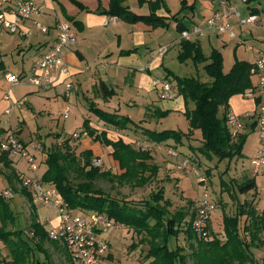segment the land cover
<instances>
[{
  "label": "trees",
  "instance_id": "obj_1",
  "mask_svg": "<svg viewBox=\"0 0 264 264\" xmlns=\"http://www.w3.org/2000/svg\"><path fill=\"white\" fill-rule=\"evenodd\" d=\"M139 1L141 4L147 2ZM162 1H150L151 13L145 16L133 13L125 5V0H110L109 9L105 14L129 23L145 22L154 28L166 27L169 25L166 20L170 17L158 15L161 5L166 7ZM182 4L183 8H187V0H183ZM191 8L194 9L192 6ZM251 11L253 12V9ZM68 18L74 21L73 18ZM174 19H176L177 31L181 34L191 29L178 18V15H175ZM132 52L127 51L126 54ZM178 58L183 63L192 61L197 66L203 64L205 72L211 78L210 82H203L196 77L174 76L171 81L176 95L182 97L186 105L185 115L190 126L187 134L176 130L158 131L141 127L128 115L106 111L98 107L95 102H90L89 109L105 125L118 131L131 128L140 131L145 142L171 147L178 152V157L183 156V159L188 158L193 161L197 160L198 156L208 160L216 157L219 161L242 158L247 135L240 133L233 137L227 116L229 102L233 96L254 90L251 76L253 65L245 61H237L231 71L226 73L223 54L213 49L211 55L207 57L201 43L196 40H180ZM99 92L105 100L116 95V91L104 82L100 83ZM168 114L169 112L166 111L161 116ZM84 129V133L95 142L113 149L112 157L118 162L122 173L112 175L109 171H101L93 167V152L86 150L80 155L76 154L71 137L56 142L52 151L47 147L43 154L46 171L42 174V179L45 183L54 186L71 208L105 214L117 224L142 236L138 244L149 247L145 255L148 264H189V258H193L195 264H264V259H256L253 251L264 245L262 238L264 214L257 210L253 202H244L237 215L224 216V241L213 237L211 241L204 242L197 237L192 228L195 209L191 212L180 210L172 214L169 210L171 202L165 199L164 189L153 194L150 200L133 202L113 198L100 188L98 182L106 179L117 181L119 185L145 187L158 177L160 167L153 162L151 151L138 150L132 142H127L122 137L117 140L110 139L107 132L94 129L90 120H85ZM197 131H200V136L195 137ZM185 139L188 142H184ZM183 147L187 149L186 153L181 150ZM0 160L10 171L7 173V178L10 187L13 188L17 176L11 169L12 162L7 155H0ZM18 182H20L19 177ZM239 189L247 194L256 189V182L254 179H247ZM22 192L32 202L30 192L25 188ZM32 207L34 208L35 205L33 204ZM242 218H245L243 228ZM15 222L16 217L10 203L0 195V240L11 254V261L5 264H42L36 256L37 253L45 256L47 264H54L46 244L53 245L65 256V262L62 264H72L66 246L57 241H50L47 230L37 221L36 216L33 215L32 236L28 239L23 237L22 231L8 230L9 224ZM182 232L186 234V240L189 242V249L192 251L190 255L184 254L183 247L177 246L176 249L170 247V241L177 239ZM137 246L134 244L132 249L136 250Z\"/></svg>",
  "mask_w": 264,
  "mask_h": 264
},
{
  "label": "rangeland",
  "instance_id": "obj_2",
  "mask_svg": "<svg viewBox=\"0 0 264 264\" xmlns=\"http://www.w3.org/2000/svg\"><path fill=\"white\" fill-rule=\"evenodd\" d=\"M32 1L39 6L44 5V10L54 14V16L62 15L60 5L52 3V0ZM182 1L183 0L162 1L166 2L167 8L170 10L167 11L163 4L158 10V15L170 17L166 20L169 22V25L166 27L154 28L145 22L129 23L121 20L122 23L126 25V33H123V46L125 49L137 48V57H145V54L149 49H155L161 44L172 45L169 52L165 56L163 63L157 66L155 72L151 75L152 80H164L166 71L169 69L172 72L170 74L172 79L174 76L182 78L196 77L203 82H210L211 78L205 72L203 64L197 66L192 61L183 63L178 58L180 52L178 41L181 40V33L177 31L176 19H174V16L178 15L179 19L183 20L186 25L193 28L195 25L193 23V18L191 19V15L194 14L195 24L202 29L205 28L202 25V22L206 21L205 19L208 17V13L202 5V0H188L187 8H183L184 5L182 4ZM65 3L68 7L73 6L70 2L66 1ZM191 6L196 9L191 8ZM62 20H64V17H62ZM110 28L111 27L106 28L109 35H111ZM205 36L206 34L203 33L202 36L197 38L203 45L202 48L204 54L209 57L214 47L210 44L207 38H204ZM80 37L81 36L79 35V38ZM37 38V36H34L25 39L19 37L18 35H3L0 42V55H3L2 58L6 64V70L10 71L12 74H18L23 70L27 72L26 74L31 73L34 65L32 56L35 54V43L38 40ZM39 39L42 40L43 37ZM27 41L34 44L33 48H30V44H27ZM18 42H21V48L23 50L18 49ZM88 61L90 66L95 67V65L99 64L98 62L100 60H98L97 57L95 59L90 57ZM97 67L99 68L100 65L95 68ZM4 70V68H0V103H7L9 105L12 104V101L5 99L7 93L10 94L11 99L14 97L18 101H24V99L27 101L22 110L17 107H14L13 109V123L14 120L16 121L15 124H13L15 128H18L19 121L25 123L23 135L24 139L28 136L30 139H48L47 143H50L51 146L47 147H50L49 150L52 151L56 146L55 141L59 136L57 134H65L68 135V138H70L75 133H83L85 131V120H90L91 122L95 121V126L99 127L97 131L107 132V134H110L111 138L114 140H117L122 136L124 140L132 142L136 149L138 143H141L142 145L145 144L142 136L143 134L141 132L134 131L133 128L126 130L125 132L118 131L114 128H109L98 120L94 112L89 109V104L90 102H95L98 104V107L102 108V101H99L98 103L97 97L94 95L95 92L90 93V97L89 95L88 97H84V94L87 95L85 85L82 86L83 89H81L79 95L76 94L77 91H74L70 96L66 95V85L58 88L57 90L51 89L48 91L38 90L30 85H18L12 87L10 83L4 79ZM254 81H256V79H254ZM131 84L132 80L128 81L125 89H119L116 101L121 105L122 114L130 115L136 121H140L141 118L139 108L130 105V96L135 94L134 90H130ZM9 87H12V89L10 90ZM89 88L92 90V87ZM146 91L148 92L150 98L157 101L158 105L162 109L169 112L167 116H160L163 120L160 122V126L158 127L150 125L151 122L148 120L157 121L161 118L150 112L145 113L144 117L146 118L145 120H147V123H145L146 126L149 125V127L158 131L176 130L187 134L189 132V127L185 115L186 105L184 99L176 95V99L174 101H158L157 90L153 89L151 80L149 86L146 88ZM240 95L244 96V94ZM66 109H70V118L67 120L63 118V112ZM20 128H22V125H20ZM197 135H200V131ZM87 137L89 136L87 135ZM84 139L86 140L87 138H84L82 134L78 141L75 140L72 142L74 144L73 147L75 148L76 154L78 155H80V151L85 148ZM246 143L249 148L256 146V133L250 134L248 142L246 141ZM249 148L246 147L245 151L248 156H250L248 158L243 155L242 158L236 157L233 160L219 161L216 157H214L213 160H208L204 157L198 156L197 160H193V164L196 166V171L198 170L200 172L201 177L197 176L194 171L189 173L180 172L177 167L182 159L178 160V158H176V160L173 161L174 158L164 153V149L160 151L159 149H154L152 153L154 152L155 162L159 165L165 164L166 166L167 164L170 168L169 170H165V172H160L158 177L145 187H134L129 184L119 185L117 181L114 182L108 179L99 181L98 185L113 198L133 202L150 200L153 194H156L161 189H164V197L166 200L171 202L169 210L173 214L180 210H189L191 212L196 209L203 195L202 179L204 178L210 197L216 204V210L212 215L210 234L212 238H219L224 241V216L237 215L244 202L247 201L254 203L256 201L254 191L244 194L239 189V186L246 182L250 176L248 174V170L251 167L250 158L252 156V151H250ZM96 158L101 159L103 162L102 167L99 168L101 171H109L112 175L120 173L121 169L115 161H111L109 159L107 151L102 158ZM17 161H20V159L17 158ZM21 165L25 169V164ZM45 171L46 167L42 164L40 173L43 174ZM4 173L7 174L8 172L6 171L4 165H0V178ZM4 182L6 185V177L4 178ZM12 189L15 192V197L10 200L9 203L16 217V222L14 224H9L8 230L22 231L23 237L28 239L32 236L31 221L33 209H35V207L33 208V203L30 202L26 196L21 194V190L24 189L21 182L15 184ZM4 190V185L0 182V194ZM254 206L256 208L258 207L255 203ZM37 208V221L40 222L46 230H48L50 226L44 225L45 219L51 218L55 220L57 218V211L52 206L38 205ZM258 211L260 213H264L262 210ZM244 222L245 218H242V228L244 226ZM105 237L112 245L113 254V259L105 264H148V261H145V255L149 247L145 244H138L141 242L142 236H138V234L128 228L119 227L107 231L105 233ZM262 238L264 239V234L262 235ZM134 244L138 245L136 250L132 249ZM177 246L185 248L184 254L190 255L192 252L189 249V242L186 240V234L184 232H182L177 239L174 238L170 241L171 249H176ZM46 247L50 251L51 259L54 264H62L65 262V256L57 251L53 245L46 244ZM253 251L256 259H264V245L258 249H253ZM9 254V249L0 240V264H5L4 260ZM36 256L41 260L42 264H47V260L43 254L37 253ZM211 257L213 256L211 255ZM189 264H195V260L193 258H189Z\"/></svg>",
  "mask_w": 264,
  "mask_h": 264
},
{
  "label": "built area",
  "instance_id": "obj_3",
  "mask_svg": "<svg viewBox=\"0 0 264 264\" xmlns=\"http://www.w3.org/2000/svg\"><path fill=\"white\" fill-rule=\"evenodd\" d=\"M250 0H220L218 9L206 21V29L216 32L219 35H228L230 38L237 37L234 27L230 24L232 19L238 21V25L256 26L262 23L261 17L256 13H250L243 17L239 11V5H248ZM44 7L35 4L32 0H0V29L11 35H21L30 38L33 33L27 28L28 23H33L42 33L47 34L49 27L38 22L36 18L43 14ZM115 17H111V22H116ZM108 25V23H106ZM56 29L57 40L49 51L41 55L34 62L30 74L5 75L6 80L12 87L18 85H30L36 89H49L64 75H70L69 64L65 61L66 51L77 43L78 36L71 23L57 20ZM204 30L200 27H193L181 34V40L193 41L202 36ZM172 45H161L151 59L156 60L167 55ZM255 54V61L251 69V75L257 78L254 90L245 93L249 99L259 100L260 104L257 113V126L260 140L254 158L251 161L254 174L260 173L264 168V51L248 46ZM144 70V69H143ZM154 88L157 90L162 101H174L176 90L168 80H155ZM76 90V83L70 81L66 84V95L70 96ZM5 99L12 101V104L0 114V155H7L9 159H20L26 171L18 174L19 181L32 195V203L38 205L52 206L57 211V218L54 221L46 218L44 225L50 226L47 230L50 240L57 241L66 246L71 257L72 264H105L112 254V245L105 237V233L113 228L123 227L110 219L105 214L94 211H80L73 209L65 201L62 194L52 185L47 184L42 179L41 167L43 164V154L47 146L39 139H24L19 134V130L13 125V109H23L25 101H13L9 93ZM65 120L70 118V109L63 112ZM244 118L234 113L227 116L228 126L233 137L241 133L244 127ZM86 133H75L72 140H78ZM163 148L168 156L177 158L178 152L171 147L155 145L145 142L137 144V149L141 151H153ZM103 162L99 158H94L92 166L101 168ZM180 172L189 173L196 171V166L191 159L185 158L178 165ZM203 195L195 209L192 228L197 237L204 242H209L213 238L210 234V224L212 215L216 210V204L210 197L207 190L206 181L203 178ZM5 201H10L15 197V192L11 187L6 188L1 194Z\"/></svg>",
  "mask_w": 264,
  "mask_h": 264
},
{
  "label": "crops",
  "instance_id": "obj_4",
  "mask_svg": "<svg viewBox=\"0 0 264 264\" xmlns=\"http://www.w3.org/2000/svg\"><path fill=\"white\" fill-rule=\"evenodd\" d=\"M52 3H57L61 7L62 15L54 16V14H51L49 12H46L44 10L43 14L39 15L36 20L38 22H41L42 24L49 27V32L47 34H42L35 25L31 22L28 23L27 28L32 31L33 35L31 37L37 36L38 40L35 43L36 44V50L35 54L32 56L34 62L38 57L46 53L50 50V48L53 46L54 42L57 40L58 32L56 29L57 20L64 17V20L72 24L74 31L76 32L78 36V41L76 44L71 46L65 54V61L69 64L71 73L70 75H64L60 78L58 82H56L52 87L49 89H38V90H51L55 89L57 90L60 87H63L70 81H74L76 83V94H80V91L83 85L86 86V94H84V97H88L90 93H94V95L97 97L98 103L99 101H102V109L109 111V112H116L121 115H125L121 113V105L116 101L119 89H125V87L128 84V81L132 80V84L130 85V90H134L135 94L130 96V102L132 106L139 108L140 110V121H136L132 116L128 115L135 123H137L141 127H149V125L146 126L145 123H147L146 118L144 117L145 113H152L156 116H161L163 112L166 110L162 109L158 102L155 101L153 98H150L148 92L146 91V88L150 84L153 89L155 90L153 86V82L156 80H152L151 75L153 72H155L156 67L163 63L164 58H159L156 60L151 59V54L154 53L161 45H159L155 49H149L147 50V53L145 54V57L138 56L137 57V48L134 49H125L123 46V33L125 32L126 25L122 23L121 19L116 18V22H111V16L105 14L106 11L109 9L110 6V0H52ZM70 2L73 6H66L65 2ZM147 2H144L141 4L139 0H125V5L129 7V9L138 15H150L151 8H150V1L153 2L155 0H146ZM165 1V0H164ZM188 1V0H187ZM231 2H234L235 0H230ZM220 0H202V5L204 6L205 10L208 13V17H211L213 13L218 9ZM166 5V2H164ZM45 7L44 5H41ZM167 10V5L165 7ZM239 11L242 14L243 17L248 16L250 13H256L258 14L261 19L262 23L256 26H239L238 21L236 19H232L230 21V24L234 27L235 32L237 34V37L230 38L228 35H219L216 32L210 31L206 29V21L202 22V25L205 27L204 33L206 36L204 38H207V40L210 42V44L213 45L214 49L219 50L224 57V71L226 73H229L235 63L237 61H245L250 64H254L255 61V54L252 50L248 49V46H252L255 49H259L264 51V0H253L249 2L248 5L241 4L239 5ZM45 9V8H44ZM196 9V8H194ZM253 9V12L251 11ZM104 10V14H97L98 11ZM161 11V10H160ZM196 11V10H195ZM194 11V13H195ZM162 12V11H161ZM164 12V11H163ZM164 16V15H163ZM68 17L73 18L74 21L70 20ZM169 17V16H166ZM193 18V23L195 26L198 27V25L195 24V16L194 14L191 15V19ZM77 22V23H75ZM108 23V25H106ZM111 27V35H109L106 30V28ZM192 28L191 26H189ZM35 29V30H34ZM9 34L6 31L0 29V42L2 40L3 35ZM11 35V34H9ZM79 35L81 36L79 38ZM21 38V35H18ZM43 37L42 40L39 38ZM26 39V38H25ZM199 41L198 38H195L193 41ZM201 43V42H200ZM27 44H30V48H33L34 44L27 41ZM178 44L180 46V41H178ZM202 45V44H201ZM244 46V47H242ZM17 47L20 50H23L21 48V42L17 43ZM203 47V45H202ZM244 48V49H242ZM127 51H133L131 54H126ZM3 55H0V68H4V79L5 75L7 73H11L10 71L6 70V64L4 62V59L2 58ZM106 56V57H105ZM25 57V56H24ZM96 58L100 60L95 65L100 67L95 68L94 66L89 65V58ZM105 57V58H104ZM144 58V59H143ZM228 58V59H227ZM227 59V60H226ZM144 69V70H143ZM27 73L25 70L18 73ZM172 72L167 69L164 80H168L169 82L173 81V79L169 76ZM252 76V75H251ZM169 77V78H168ZM171 79V80H170ZM257 80L255 76H252V81L255 86ZM158 80V79H157ZM160 80V79H159ZM91 81V82H90ZM101 82L106 83L110 88H113L116 91V95L112 98H109L107 100L102 98V95L99 92V85ZM89 87H92V90H90ZM10 90L12 87H9ZM95 88V90H94ZM92 91V92H91ZM11 93V92H10ZM83 93V92H82ZM90 97V95H89ZM133 97V98H132ZM13 101H18L14 97H12ZM157 99L158 101H162L159 98L158 92H157ZM24 101L27 103V101L24 99ZM97 104V103H96ZM260 101L255 99H249L247 97L236 95L233 96L230 99L229 102V113H234L236 115L241 116L244 118V127L241 131L242 134H247V142L250 134L256 133L257 135V145L253 148H249L247 143L244 146L243 155L245 157H250L245 152L246 147L249 148L252 154L250 161L254 158L258 148L260 147V140H259V134H258V124H257V113H258V107H259ZM98 105V104H97ZM100 105V106H101ZM10 105L7 103H0V114H3L5 109H7ZM101 108V107H100ZM22 110V109H21ZM161 118V117H160ZM98 119V118H97ZM99 120V119H98ZM163 120L161 118L160 120H148L151 122L150 125H154L153 127L160 126V122ZM15 120L14 123L15 124ZM103 123V122H102ZM104 124V123H103ZM188 127L189 121L187 120ZM20 125H22V128H20ZM25 123L19 121L18 122V130H21V137L24 136V126ZM105 125V124H104ZM91 126L98 130L99 127L95 126V121L91 122ZM107 126V125H106ZM111 128L110 126H108ZM108 130V129H106ZM125 132V131H124ZM140 132V131H139ZM199 131L195 133V137H198ZM60 135V138L57 139L55 142H58L61 139H67L68 135L65 134H57ZM41 136V135H40ZM84 138V149L80 151L82 153L83 151L90 150L94 154V158L96 157H103L105 155V152L107 151L109 155V159L111 161H115L112 157L113 149L111 147H106L101 145L99 142H95L93 138L87 137L83 135ZM121 136V135H120ZM200 136V135H199ZM108 137L110 139L111 135L108 134ZM122 137V136H121ZM123 138V137H122ZM27 140L30 139L29 136L26 138ZM39 139V138H38ZM52 139V138H49ZM124 139V138H123ZM127 139V138H126ZM129 139V138H128ZM144 139V138H143ZM41 140V139H39ZM48 139L41 140L45 143L46 146H51L50 143H47ZM114 140V139H113ZM130 140V139H129ZM75 140H72V142ZM78 141V140H77ZM126 141V140H125ZM134 141V140H133ZM128 142V141H127ZM184 142H188L186 139ZM56 144V143H55ZM164 146V145H162ZM159 151L163 148H158ZM183 152L186 153L187 149L185 147L181 148ZM164 153L165 149H164ZM153 158L154 163L155 162V156L153 152ZM174 158V157H172ZM182 159L183 156L178 157V160ZM12 162V170L16 173V180L15 184L18 183V174L21 171H26L22 167L21 164L22 161H17V159H10ZM176 158H174L173 161H175ZM177 160V161H178ZM181 160V161H182ZM116 162V161H115ZM0 165H4L3 162L0 160ZM118 164V162H116ZM160 172H165V170H169V165H159ZM119 166V164H118ZM5 167V166H4ZM120 168V167H119ZM7 172H10L5 168ZM122 171L120 170L121 174ZM249 179H254L256 182V189L254 190V194L256 195V201L254 202L258 207L257 210H262L264 212V168L261 169L260 173L257 175L254 174L253 167L251 164L250 169L248 170ZM8 174H3L0 178V182L3 183L4 189L10 187L9 180L7 178ZM6 177L7 184L5 185L4 178ZM170 181V180H169ZM29 192V191H28ZM253 192V191H252ZM21 194L25 196V194L21 190ZM32 196V195H31ZM37 207L35 206V209H33V215L37 216ZM264 214V213H263ZM33 215H32V221H33ZM31 221V224H32ZM56 221V220H54ZM45 228V227H44ZM46 229V228H45ZM32 230V229H31ZM30 236V235H29ZM31 237V236H30ZM2 242V241H1ZM3 243V242H2ZM62 244V243H61ZM38 258V257H37ZM113 259V254L109 257L108 261ZM7 261H11V254L7 256V258L4 260L6 263ZM107 261V262H108Z\"/></svg>",
  "mask_w": 264,
  "mask_h": 264
},
{
  "label": "water",
  "instance_id": "obj_5",
  "mask_svg": "<svg viewBox=\"0 0 264 264\" xmlns=\"http://www.w3.org/2000/svg\"><path fill=\"white\" fill-rule=\"evenodd\" d=\"M105 11L104 10H101V11H98L97 14L101 15V14H104Z\"/></svg>",
  "mask_w": 264,
  "mask_h": 264
}]
</instances>
